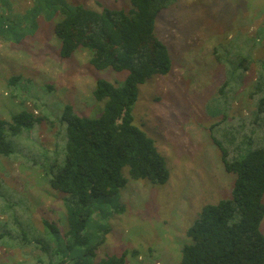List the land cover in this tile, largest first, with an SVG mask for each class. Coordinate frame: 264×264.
Returning a JSON list of instances; mask_svg holds the SVG:
<instances>
[{
  "label": "rangeland",
  "instance_id": "374dc122",
  "mask_svg": "<svg viewBox=\"0 0 264 264\" xmlns=\"http://www.w3.org/2000/svg\"><path fill=\"white\" fill-rule=\"evenodd\" d=\"M56 1L0 0L3 23L16 27L14 34L0 32V119L20 111L41 119L23 135L6 138L12 154L0 156V264L40 260L39 251L22 248L23 238L41 239L51 249L65 244L64 195L43 176L46 166L65 161L63 108L97 118L103 103L93 98L96 81L121 84L127 75L95 69L88 50L60 58ZM66 1L95 11L130 7L129 0ZM155 34L168 50L171 70L138 87L132 116L154 141L169 178L153 185L130 179L124 168L125 188L92 207L85 231L95 256L80 248L74 256L82 264L124 251L126 264H179L181 249L191 243L186 230L201 207L231 196L235 176L225 171L214 140L230 161L264 149V114L255 118L249 97L264 61V0H177L158 14ZM218 46L219 63L213 53ZM44 220L57 234L45 232ZM260 231L264 235V218Z\"/></svg>",
  "mask_w": 264,
  "mask_h": 264
},
{
  "label": "trees",
  "instance_id": "16d2710c",
  "mask_svg": "<svg viewBox=\"0 0 264 264\" xmlns=\"http://www.w3.org/2000/svg\"><path fill=\"white\" fill-rule=\"evenodd\" d=\"M176 1L129 0L126 11L107 7L95 11L66 0L55 2L59 4L53 13L61 16L54 27L60 58L67 59L79 49L88 50L89 64L95 69L110 68L127 75L121 84L96 81L93 98L103 103L97 118L79 116L70 105L64 106L61 120L66 125L65 161L61 166H46L43 176L52 190L64 195L66 242L51 249L41 239L23 238V249L39 251L40 260L27 264H82L74 256L80 248H86L84 255L90 254L93 259L95 249L89 246L85 231L92 207L99 199L116 197L125 188L128 180L123 175L124 168L135 181L145 180L153 185L167 182L166 163L154 141L134 124L132 107L140 85L171 70L168 50L155 34V22L158 14ZM3 22L0 17V32L14 34L16 27ZM220 49L218 46L213 51L218 63ZM15 81L12 78L10 84ZM249 97L255 99V118L262 117L264 61ZM39 122L41 119L30 111L0 119V156L7 158L12 154L6 138L21 136ZM214 142L222 154L225 171L235 176L231 196L201 207L197 219L186 230L191 243L181 249L179 264H264V235L260 231L264 218V149L255 148L230 161L225 148L217 140ZM42 225L45 232L57 234L53 224L44 220ZM128 254L124 251L97 264H126Z\"/></svg>",
  "mask_w": 264,
  "mask_h": 264
}]
</instances>
